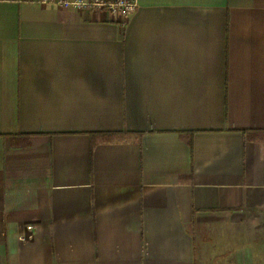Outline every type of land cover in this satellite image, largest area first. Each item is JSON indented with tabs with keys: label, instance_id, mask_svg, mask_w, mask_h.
<instances>
[{
	"label": "crops",
	"instance_id": "obj_1",
	"mask_svg": "<svg viewBox=\"0 0 264 264\" xmlns=\"http://www.w3.org/2000/svg\"><path fill=\"white\" fill-rule=\"evenodd\" d=\"M0 264H264V0H0Z\"/></svg>",
	"mask_w": 264,
	"mask_h": 264
},
{
	"label": "built area",
	"instance_id": "obj_2",
	"mask_svg": "<svg viewBox=\"0 0 264 264\" xmlns=\"http://www.w3.org/2000/svg\"><path fill=\"white\" fill-rule=\"evenodd\" d=\"M65 5H70L69 3H65ZM72 5L74 7H79V8H84V9H88V8H92V7H107L110 9V11L112 12V14H114L115 16H119L122 18H125L126 16H128L129 14H131L135 8H136V3H130V4H126V3H116V4H105L101 1H96L93 3H72Z\"/></svg>",
	"mask_w": 264,
	"mask_h": 264
},
{
	"label": "trees",
	"instance_id": "obj_3",
	"mask_svg": "<svg viewBox=\"0 0 264 264\" xmlns=\"http://www.w3.org/2000/svg\"><path fill=\"white\" fill-rule=\"evenodd\" d=\"M99 138L105 139V140H110L115 138L117 135L115 134H103V135H96Z\"/></svg>",
	"mask_w": 264,
	"mask_h": 264
}]
</instances>
